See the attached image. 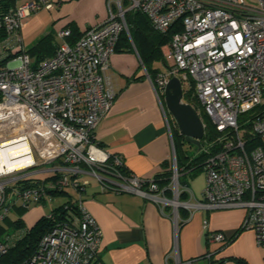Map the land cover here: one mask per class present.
Returning a JSON list of instances; mask_svg holds the SVG:
<instances>
[{"label": "built area", "instance_id": "2783aa9c", "mask_svg": "<svg viewBox=\"0 0 264 264\" xmlns=\"http://www.w3.org/2000/svg\"><path fill=\"white\" fill-rule=\"evenodd\" d=\"M255 5L245 0H110L103 23L84 31L75 43L68 41L70 29L59 31L55 55L37 64L21 30L28 17L51 10L53 2L30 0L0 15L6 35L0 40V221L13 210L50 205L62 192H71L79 208L74 214L66 204L63 222L50 212L54 227L22 264H101L102 231L84 207L90 177L104 189L115 182L118 192L138 194L163 209L172 206L174 214L180 208L243 209L242 228L255 231L264 250V0ZM129 11L146 16L162 35L176 31L162 49L167 71L153 82L169 132L164 98L175 77L183 88H193L197 112L203 111L215 130L213 141L202 147L208 156L206 187L195 204L180 200L184 192L191 199L194 195L188 187L181 190L175 158L171 186L160 188L155 181L125 173L123 158L110 154L96 138L116 100L109 71L122 34L131 39L125 18ZM22 144L29 150L16 157L11 150ZM4 152L11 153L10 161L31 157L34 162L10 171L1 160ZM46 165L51 179L18 187L34 175L27 171ZM167 189L173 198L166 196ZM23 235L15 231L2 237L0 259ZM225 241L223 233L211 235L212 243ZM176 264L182 263L176 259Z\"/></svg>", "mask_w": 264, "mask_h": 264}, {"label": "crops", "instance_id": "0c3cea01", "mask_svg": "<svg viewBox=\"0 0 264 264\" xmlns=\"http://www.w3.org/2000/svg\"><path fill=\"white\" fill-rule=\"evenodd\" d=\"M27 1L30 0H15L14 6ZM51 1L54 4L51 10L34 13L23 23L21 34L28 50L47 36H53L58 45L59 31L75 29L83 33L108 18L109 0ZM154 68L163 72L158 63ZM109 74L117 96L97 127L96 138L110 154L123 158L128 173L147 181H161L162 174L172 171L177 154L153 85L155 78L148 75L133 44L131 50H120L112 56ZM179 156L185 163L184 154L181 152ZM42 172L47 171H38ZM197 176L195 172L180 175L181 190L188 187L194 195L191 199L182 193L186 196L183 201L195 204L202 199L204 189L195 191L192 187ZM108 178L118 181L111 176ZM89 180L84 207L102 231L101 264H176V259L182 264L188 261L193 264H264V250L258 244L255 231L241 230L246 217L243 209L180 208L174 214L172 206L163 209L138 194L118 192L115 182L104 189L97 179L90 177ZM117 183H121L120 180ZM170 186L171 183L163 187ZM166 191V196L173 198V193ZM67 198L61 195L55 200L62 201L60 206ZM32 209L41 219L54 208L44 204ZM214 233H223L226 241L210 242Z\"/></svg>", "mask_w": 264, "mask_h": 264}, {"label": "trees", "instance_id": "16d2710c", "mask_svg": "<svg viewBox=\"0 0 264 264\" xmlns=\"http://www.w3.org/2000/svg\"><path fill=\"white\" fill-rule=\"evenodd\" d=\"M14 1L15 0H0V15L8 12L12 7H15ZM123 6L127 8L128 2L125 1ZM125 18L130 29L131 39L126 33L122 34L116 52L120 50H131L133 44V46L136 48L137 52L140 55V58L148 72V75L153 79L160 73L159 68H154L155 64L163 63L167 66L166 62L164 61L161 48L169 43L172 34H174L176 31L171 30V32L167 35H162L158 33L152 28L147 17L139 12L129 11L126 13ZM82 35L83 33H79L77 30L71 29V36L68 41L70 43H75ZM5 37V32L0 29V40L4 39ZM57 49L58 45L54 43V37L47 36L46 38L42 39L34 48L28 50V53L37 64L47 58H51L52 56H54ZM192 94L193 88H191L190 91H185L184 99H186L187 103L191 104L197 111H199V104L197 103L196 99L192 97ZM200 113L202 116L205 115L203 111H201ZM205 117L207 118L206 115ZM205 123H207V128L205 130V138L202 142V147H204L205 145L209 146L210 142L213 141V139L216 137L215 130H212L211 128V122L207 119V122L205 121ZM174 131L176 136L175 143L177 149V166L180 175L191 174L194 172L198 173L200 170H204V161L208 157L207 154L202 150V148L201 150H199V148L196 147L197 151H199L198 155H195V157L190 155L189 150L185 148L187 143L185 142L184 137L180 135L179 127L178 125H176V123L174 126ZM207 142L208 144H206ZM99 145L102 146L100 143ZM213 151L215 150L213 149ZM181 152L184 154L186 162H189L190 160L191 162L187 164L186 162L182 163L181 157L179 156V153L181 154ZM124 172L128 173L126 169H124ZM171 176L172 171L165 172L161 176L164 177V179L161 181L156 180V183L159 187L161 186L160 188H165L163 186L167 187L171 183ZM51 178L52 176L45 180H49ZM42 181L44 180L32 176L20 181L18 183V187L22 189L35 187ZM166 192H168L169 194L171 193L169 189H167ZM61 195L67 196V201L51 211L54 218H56V220L59 222H63L67 219V213L66 210H64V206L66 204L70 205V208L74 214H79L78 205L75 201H73V194L71 192H62L56 196ZM185 199V194H182L180 200L183 201ZM48 216L49 215L42 217L32 228H27L24 220L21 218L15 220L13 222V232L23 231L24 235L11 248V250L0 259V264H22L30 257H32L41 239L54 227L53 220ZM241 230L244 229L241 228ZM5 232L6 228H4L0 224V235L4 234ZM212 264L216 263L213 262Z\"/></svg>", "mask_w": 264, "mask_h": 264}, {"label": "water", "instance_id": "95a60500", "mask_svg": "<svg viewBox=\"0 0 264 264\" xmlns=\"http://www.w3.org/2000/svg\"><path fill=\"white\" fill-rule=\"evenodd\" d=\"M184 94L181 81L177 77L172 78L166 87L165 106L178 125L185 142L201 150L206 132L204 123L197 110L184 102Z\"/></svg>", "mask_w": 264, "mask_h": 264}, {"label": "rangeland", "instance_id": "374dc122", "mask_svg": "<svg viewBox=\"0 0 264 264\" xmlns=\"http://www.w3.org/2000/svg\"><path fill=\"white\" fill-rule=\"evenodd\" d=\"M245 1H246V4L247 5L256 7L255 0H245ZM158 64H159V66L162 67L163 72H166L167 71V69L165 68V65L163 63H158ZM154 78L156 79L157 76L154 77ZM184 90L185 91H190L189 84H185L184 85ZM184 102L187 103L186 99H184ZM200 115H201V113H200ZM201 118H202V121L204 123H205V121L207 122V119L208 118H206L205 115L204 116L201 115ZM208 121H210V120L208 119ZM168 123H169V126H170L171 135H172V138H173V141H174V148H175V151L177 153L176 143H175L176 136H175V131H174V126H175V123L176 122H175V120L173 119V117L169 113H168ZM205 124H207V123H205ZM211 128L213 130V126H211ZM191 146H194V145L187 144L186 145V148H187V150H189V152H190L189 154L195 157V155H198V152L199 151H197L196 146H194V147H191ZM175 160H176V163H177V156H176ZM189 162H191V160ZM189 162H187V163H189ZM47 167H49V166L46 165V166H40L38 168L30 169L29 171H27V174H34L33 177H36V178L45 180V179L51 177L52 176V173L51 172L38 173V171L44 170ZM197 174H198V176L195 178V181L192 184V187H193V189L195 191L196 190H203L206 187V184H205V182H206V173H205V171L204 170H200ZM61 203H62V201L55 200L53 203H51L48 206H51L53 208H56ZM48 211H49L48 209H47V211L45 210V212H48ZM40 212H42V211H40ZM38 216H39L38 212L35 211V210H33V209L22 210V211H20V210H13L11 212L9 218H7L6 220L0 221V224L4 228H6V232L4 234L0 235V240L2 239V237H5V235L13 233V231H14L13 230L14 229L13 222L15 220H17L19 218L25 219L26 222H27V225L31 226L30 228H32L39 221L40 217H38Z\"/></svg>", "mask_w": 264, "mask_h": 264}, {"label": "bare ground", "instance_id": "6f19581e", "mask_svg": "<svg viewBox=\"0 0 264 264\" xmlns=\"http://www.w3.org/2000/svg\"><path fill=\"white\" fill-rule=\"evenodd\" d=\"M28 150H29V146L27 144H22L20 147L13 148L11 150V153L14 154L16 157H19L27 153ZM11 153L8 154L7 152H4L1 154L2 162L8 167L10 171L21 170L23 168L31 166L34 162V159L31 157L10 161L8 155H10Z\"/></svg>", "mask_w": 264, "mask_h": 264}, {"label": "flooded vegetation", "instance_id": "af4514ba", "mask_svg": "<svg viewBox=\"0 0 264 264\" xmlns=\"http://www.w3.org/2000/svg\"><path fill=\"white\" fill-rule=\"evenodd\" d=\"M203 142V141H202Z\"/></svg>", "mask_w": 264, "mask_h": 264}]
</instances>
